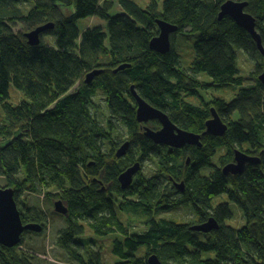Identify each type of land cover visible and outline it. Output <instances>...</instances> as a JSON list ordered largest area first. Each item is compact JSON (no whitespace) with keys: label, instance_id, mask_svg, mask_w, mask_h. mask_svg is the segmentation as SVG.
<instances>
[{"label":"trees","instance_id":"1","mask_svg":"<svg viewBox=\"0 0 264 264\" xmlns=\"http://www.w3.org/2000/svg\"><path fill=\"white\" fill-rule=\"evenodd\" d=\"M220 1L151 0L142 8L133 0H117L123 12L110 15L114 0H0V139L4 141L0 176L14 191L23 223L37 222L43 229L42 220L46 221L37 207L21 209L17 197L24 189L42 191L46 198L57 197L66 204L68 211L61 214L65 227L58 231L57 243L77 264H104L101 251L80 238L82 222L97 236L118 233L122 238L111 244L117 257L113 264H150V255H156L159 264H264V86L256 80L255 86L241 88L233 101L216 98L206 108L182 97V92L196 94L199 75L215 85H240L238 50L253 60L252 74L264 70V54L249 33L231 17L218 19ZM246 1L264 43V0ZM29 2L24 13L20 4ZM59 4L72 5L73 13L63 16ZM91 16L104 20L105 30L92 27L81 32L77 21ZM156 19L178 27L171 37L178 32L196 34L189 66L181 65L172 45L165 53L150 49V39L159 32ZM17 22L29 30L15 32ZM48 22L53 28L40 36L38 44H28L24 33ZM122 64L129 66L113 72ZM98 69L91 82H83L87 73ZM10 84L25 96L15 106L8 101ZM131 85L141 98L188 130L204 129L212 107L221 117H238L229 121L223 135H203L201 146L181 151L164 147L158 153V176L138 173L129 187L121 189L118 175L128 167L129 155L118 158L117 149L104 152L101 143H115L122 125L131 141L130 146L127 140L131 155L139 142L146 144L136 134ZM97 95L104 98L107 110L104 124L92 109ZM243 143L250 144L260 161L247 163L240 173L223 174L222 167L212 163L217 149L226 146L227 153L217 162L222 165ZM204 169L209 172L204 174ZM169 180H184V192L166 186ZM220 195L226 202L213 206ZM228 203L243 217L239 228L227 223L234 213ZM179 204H191L198 222L212 216L218 227L195 231L190 226L205 221L158 218ZM130 212L143 221L144 231H132L138 221ZM21 244H0V264H33L30 255L18 249ZM140 247L143 256L137 255Z\"/></svg>","mask_w":264,"mask_h":264},{"label":"rangeland","instance_id":"2","mask_svg":"<svg viewBox=\"0 0 264 264\" xmlns=\"http://www.w3.org/2000/svg\"><path fill=\"white\" fill-rule=\"evenodd\" d=\"M133 1H135L142 8H146V6L149 5V3L151 2V0H133ZM20 7L23 10V12L26 13L30 9L31 3L30 2L22 3L20 4ZM58 7L62 12L63 16H69L74 11L72 5L66 6L63 4H59ZM122 12L123 10L121 6L118 4L117 0H114V7L110 11V15H115ZM105 25H106L105 21L97 16H91L77 21V26L81 32L84 31L86 28H92V27H99L105 30ZM187 29L188 28H186L185 30ZM13 30L15 32H21V31L25 32L29 30V28L17 22ZM171 35H170L171 45L180 55L181 65L183 67L189 66L194 56L193 42L196 40V34L192 36H188L187 33L178 32L176 33L175 37H171ZM43 39L48 44L53 43V39L48 36H43ZM237 52H238V68H239V73L237 77H242V81L240 85L234 82L228 84L215 85L213 84V82L209 77L199 75L198 76L199 87L196 89V94L190 95V94H186L185 92H182V97L184 98V100L192 103L197 107L206 108L207 104L209 106H212L211 101H213L216 98L224 99L226 102H230L236 99L237 93L241 88L255 86L257 80V73L259 72H254V74H252L255 66L253 60L248 57V54L245 51L238 50ZM84 78L85 76L83 77V82H84ZM23 99H25L24 94L21 91H19L17 88H15L13 84H10L9 100H8L9 103L15 106L18 105ZM92 109L96 118L99 121H101L102 124H104L103 119L105 118V116H107V110L105 109L104 98L102 99L101 95H97L95 97L94 106L92 107ZM2 117L3 115L1 114L0 119ZM229 117L230 118L226 117V119L229 121L235 120L238 117V115L233 114V115H229ZM210 118H213L212 114ZM261 123L263 122L261 121ZM121 132H122L121 130H118L119 136H122ZM262 132L264 133V124L262 125ZM118 135L115 137V141L118 140L119 138ZM3 144L4 141H1L0 139V146H2ZM238 148L245 150L247 151V153L250 154L254 153V150L251 149L249 145H243ZM225 151L226 148L224 146L219 147L217 149L216 155H214L212 158V163H214L218 167H223L225 164L220 165L217 162L219 161V157L225 155L226 153ZM233 162H235L234 158H233ZM208 172L209 169L203 170L204 174H207ZM155 174H156V170L154 168V165L151 160H148L145 163L143 170H141V175L151 177V176H155ZM6 187L9 186L6 184L5 179L2 176H0V188H6ZM49 191L54 192L52 191V189H49ZM130 199H135V198L131 197ZM17 200L21 209L26 210L27 208L34 206L39 208L44 213V216L46 215V221L44 222L42 220V223L44 225L43 229L40 232L26 231V233L23 235L21 239L22 244L18 246V249L25 251L28 255H30L33 264H77V262L74 261L57 243L58 231L63 227H65V220L63 216H61V214L55 212L54 210V202L59 199L57 197L46 198V196H44V193L42 191L34 193L24 189L20 193L19 197H17ZM215 201L226 202L225 196L224 195L217 196L215 197ZM228 205L231 208V211L232 212L234 211V213H233V217L229 221H227V223L231 226H235L239 228L243 223V217L239 209L233 203H228ZM121 214H122V220L124 222L125 214L124 213ZM128 214L134 221L135 220L138 221V219H140L139 216L135 217L134 213L130 212ZM158 218H170V219L173 218L177 221L179 220L188 221L192 219V211L189 207L183 208V207L175 206L171 210L161 212L158 215ZM82 224L84 225L83 228L84 232L80 236V238L83 239L84 241H88L91 247H93L95 250L99 249L101 251V256L104 264H113L114 262H116L117 257H115L111 253V244L115 239L119 238L118 237L119 234L117 233V234H109L106 236H97L95 235L93 230L87 226L85 222H82ZM135 225L136 226L133 227L132 230L133 232L137 233L145 230L143 221H138V223ZM93 239L95 240V242L92 245L93 242H91V240ZM119 239L122 240V238ZM21 241H19V243ZM15 246H17V244ZM143 254H144V250H142V247H140L139 251H137V255L143 256ZM208 255L213 256V253L203 254V256H208Z\"/></svg>","mask_w":264,"mask_h":264},{"label":"water","instance_id":"3","mask_svg":"<svg viewBox=\"0 0 264 264\" xmlns=\"http://www.w3.org/2000/svg\"><path fill=\"white\" fill-rule=\"evenodd\" d=\"M246 2H237L232 0H227L221 5V10L218 13V19L223 18L225 15L232 18L235 23L242 27L246 32L249 33L251 38L255 41L257 48L262 54H264V47L262 45V40L260 34L257 32L255 27L254 17L244 10ZM156 24L158 27V34L150 39L149 47L150 49L165 53L171 48L170 35L178 30L176 25L170 24L162 19H156ZM53 28V23L48 22L35 27L34 29L24 33L27 39V43L30 45H36L40 41V36L46 31ZM129 64L119 65L113 72L119 69L128 67ZM101 70H93L86 74L84 82L88 83L91 79L99 74ZM258 80L264 86V70L258 75ZM130 92L136 102V118L138 121H144L148 118H158L162 124V129L158 131L146 130V134L156 143L165 144L175 148H182L186 144H194L201 146L200 135L194 132L178 128L176 125L170 122L167 116L160 112L159 110L153 108L146 100L141 98L135 91L134 86H130ZM213 118L206 121V129L204 133H209L213 136H221L227 129L226 123H224L221 118L216 114V112L211 109ZM203 133V134H204ZM129 143L126 141L120 145L116 151V156L120 157L126 154ZM235 162L226 163L222 167V172L224 174L231 173L236 174L242 172L245 163H258L260 160L257 156L247 155L245 152L236 149L234 150ZM189 162V158L186 159ZM140 171L139 162L128 166L118 175V181L121 189H126L133 182V178ZM180 191L183 189V183L175 184ZM14 191L10 187L0 188V243L5 247H13L19 243L21 236L25 231H35L40 232L42 227L37 222H27L23 223L20 212L17 208L14 195ZM54 210L59 214L65 215L68 211L66 204L62 200H56L54 202ZM218 227L217 221L210 216L205 222L194 224L190 226V229L195 231L209 232ZM148 262L150 264H159L156 255H150L148 257Z\"/></svg>","mask_w":264,"mask_h":264},{"label":"flooded vegetation","instance_id":"4","mask_svg":"<svg viewBox=\"0 0 264 264\" xmlns=\"http://www.w3.org/2000/svg\"><path fill=\"white\" fill-rule=\"evenodd\" d=\"M225 1H227V0H223L222 2L220 1V3H219V9L221 10V5L225 2ZM232 1H237V2H246L247 4H246V6H245V8H244V10L245 11H247V5H248V2L246 1V0H232ZM220 10H219V12H220ZM218 12V13H219ZM249 13V12H248ZM225 16H227V15H225ZM253 16V15H252ZM229 17V16H228ZM254 17V16H253ZM255 19V18H254ZM255 27H256V21H255ZM256 30H257V28H256ZM257 32L259 33V31L257 30ZM260 34V33H259ZM260 37H261V40H262V36H261V34H260ZM262 45H263V47H264V43H263V40H262ZM257 47V46H256ZM257 80H258V74H257ZM259 81V80H258ZM260 82V81H259ZM261 83V82H260ZM262 84V83H261ZM263 85V84H262ZM199 87V83L197 84V86L194 88V90L196 91V89ZM186 93V92H185ZM196 93V92H195ZM187 94V93H186ZM184 99V98H183ZM134 100V99H133ZM134 103H135V108L137 109V106H136V102H135V100H134ZM150 104V103H149ZM151 105V104H150ZM152 107H153V105H151ZM153 108H155V109H157V110H159L160 112H162V113H164L166 116H167V118L170 120V122L171 123H173L174 125H176L178 128H182V127H180L178 124H176L175 123V121L172 119V117H171V115L168 113V112H166V111H163V110H160L159 108H157V107H153ZM136 109H135V112H136ZM213 109V108H212ZM214 110V109H213ZM211 114H212V111H211ZM216 114L221 118V120L224 122V123H226V125H227V127H228V123H229V120H227L225 117H221L217 112H216ZM211 117V116H210ZM209 117V118H210ZM135 118H136V115H135ZM208 119H205L204 121H203V124H204V129H199L200 131H196V130H193V129H185V128H182V129H185V130H188V131H191V132H194V133H196V134H199L201 137H200V141H201V138L203 137V135H205V134H209V133H204V131H205V129H206V125H205V123H206V121H207ZM136 121H137V125H138V132L136 133L137 134V136H141V140H143V143L144 142H146V144H144V147H143V145H141V143L139 142L138 144H137V146H135L134 148H133V151H132V153H135V155H131V153H130V149L132 148H130V149H127V152H126V154L124 155V156H126V155H129L127 158H128V163H129V165H132V164H134L135 162H139V164H140V171H139V173H141V170H143V168H144V165H145V163L148 161V160H151L152 161V163H153V165H154V168H155V170L157 171V167H156V163L158 164V153L159 152H161L163 149H165V148H170V149H176V150H183V149H185V150H189L192 146H197V145H194V144H186L184 147H182V148H175V147H171V146H168V145H165V144H161V143H156L155 141H153L147 134H146V130L147 129H149V130H151V131H158V130H160V129H162V127H163V124H162V122L158 119V118H156V117H154V118H148L147 120H144V121H138L137 120V118H136ZM119 130H121L122 132V136H123V138L121 139V141H116L115 143H109L107 140H105V141H103L102 143H101V149H102V151H104V152H106V151H108V150H110V149H118L119 147H120V145L123 143V142H126L127 140L130 142V146H131V141L129 140V136L126 134V128L124 127V126H120L119 127ZM204 133V134H203ZM209 135H211V134H209ZM213 136V135H212ZM127 141V142H128ZM114 144L115 145H117L118 147H114ZM243 145H249L250 146V144H248V143H243V144H241L240 146H243ZM224 147H226L225 145H223ZM165 147V148H164ZM129 148V147H128ZM251 148V147H250ZM235 149H239V148H235ZM251 149H253V148H251ZM147 151V150H149L148 151V153L149 154H146V156H144V157H140L141 156V154H142V152H144V151ZM239 150H241V151H243V152H245L247 155H252V156H257V154H255V151H254V153H252V154H250V153H247L246 151H244V150H242V149H239ZM254 150V149H253ZM117 151V150H116ZM226 152V151H225ZM227 153V152H226ZM116 154V153H115ZM120 157H123V156H120ZM188 157V156H187ZM186 157V158H187ZM119 158V157H118ZM233 158H234V152H233V154H232V157H230L228 160H227V162H225V163H223L222 165H224V164H226V163H228V162H233ZM235 160V159H234ZM185 161H186V159H185ZM189 163V162H188ZM187 162H186V164H188ZM248 163V162H247ZM247 163H245V165L247 164ZM128 165V166H129ZM219 168H221V167H219ZM224 174V173H223ZM227 174H231V173H227ZM227 174H225V175H227ZM155 176H158L157 175V173L155 174ZM137 177V174L134 176V178H133V180L135 179ZM119 182V181H118ZM177 182H183L184 183V180H181V181H179V180H169V181H167V183H166V186H168V187H170V188H172V190L174 191V192H180V193H183L184 192V186H185V183L183 184V189H182V191H180V189L175 185V183H177ZM154 183V182H153ZM145 185H146V183H145ZM103 189V188H102ZM215 199V198H214ZM217 202H219V203H217ZM221 202L220 201H215L214 200V202H213V206H217L218 204H220ZM177 207H183V208H187V207H189L190 209H191V211H192V208H191V204H187V205H184V204H179V205H177ZM199 214L197 213V212H194V211H192V219L191 220H189V221H186V222H184L185 220H181V222H184V223H190V222H194V223H199V222H203V221H206V219H204L203 221H196L198 218H199V216H198ZM21 241V240H20Z\"/></svg>","mask_w":264,"mask_h":264}]
</instances>
